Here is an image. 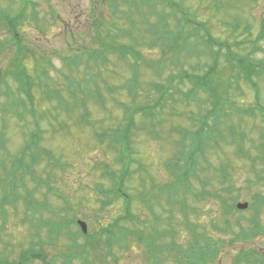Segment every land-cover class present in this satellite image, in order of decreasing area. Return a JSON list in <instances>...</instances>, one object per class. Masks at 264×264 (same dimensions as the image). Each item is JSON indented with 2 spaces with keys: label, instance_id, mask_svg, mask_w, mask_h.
<instances>
[{
  "label": "rangeland",
  "instance_id": "1",
  "mask_svg": "<svg viewBox=\"0 0 264 264\" xmlns=\"http://www.w3.org/2000/svg\"><path fill=\"white\" fill-rule=\"evenodd\" d=\"M132 1L112 0L114 3L112 6L117 9V12L114 13L113 8H110L108 2L104 0H35L36 6L34 9L29 7L24 21L18 26L25 36V43L34 52L33 54H26L22 58V64L31 71L39 63L45 65L44 58L46 56L52 58L50 59L51 66L53 65L57 69L50 68V83L53 87L61 88V91L64 89V95L70 100L71 98L66 90V82L60 73L61 70H65L61 56L73 51H81L85 47L95 48L98 46L96 30L93 26L95 18H101L100 16H102V22L107 21V24H109L114 21L119 28L127 27L128 25L122 17L130 12L131 9H128L127 2L131 5ZM135 1L137 5H140L133 8L135 12H141V8L146 10L143 15L148 16L151 24L159 20L157 15L150 13V10L153 9L150 1L145 0L146 3H141L142 0ZM176 1H179L191 13H194L193 15H196L198 19L210 22L213 35L220 36L221 39L229 38L226 27L221 24L222 22L239 21L243 23L242 30L245 25L251 24L252 35L246 34L243 36L252 39L258 35L260 22L264 18V0ZM93 2L96 3L97 9H93ZM20 8L21 0H0V13H8L10 17H13ZM33 12H35V18L38 20L34 21L32 19ZM138 15L136 13L133 15V20L139 22L133 30L135 36L139 39V50L148 59H157L163 56L161 47L154 49L153 45H150L153 34L141 26L142 18ZM9 36L6 22L4 20L0 21V42L9 38ZM230 40L234 41V38L228 39V41ZM9 41L10 43L6 41L3 46L5 50H0V83L5 69L12 66L11 61L16 50L11 37ZM261 44L264 47V40ZM192 57L185 58L189 62L191 61L189 65L192 66L197 63L210 64L211 62L208 54L200 56L193 54ZM253 57L255 62L264 61V50L256 52ZM186 63L187 61H184L186 69L191 70ZM92 65L95 67L94 64ZM80 68V73L76 72L74 76L79 80L89 76V71H92L93 74L98 71L95 68L86 70L85 65H81ZM102 70V82L105 81L110 86H114L115 89L110 91L109 88L106 89L101 85V92L106 98L105 108L96 104V100L89 102L90 120L95 122L94 127L89 126L88 123H76L79 119V111L72 116H68L62 109H55L57 105L55 101H53V104L38 101L41 96L38 89L36 91L38 116L35 118L38 123H35V119L30 114H24V119H16L14 110L10 106L12 95L8 96V93H16L17 84L11 78H8V84H0V133L4 132L3 139L6 140L5 148L0 146V159L10 168L13 157H8L9 152L15 156L25 144L26 135L24 132L38 129L40 130L38 133L41 134L39 148L42 149L41 153H43L39 161L33 166L31 173L23 174L18 171L16 183L20 196H16L18 200L15 201L14 205H6V208L9 206V219L5 225L0 217V251H5L8 244L12 245L9 247L11 259H17L22 253L21 250L27 248L30 242L35 240L32 233L36 230L31 227L29 222L24 223L22 221L25 217L24 197L27 191L33 195L32 197L36 201L43 203L45 207H51L55 211L65 208L66 204H72L69 214L85 220L91 231H95L103 225L109 226V223L123 213L120 202L113 203L108 207H103L101 202L103 196L98 192L97 184L104 183L108 185V181L103 177L105 171L103 163L108 164L111 170L116 171L121 169V165L116 152L107 148L108 139L104 143H100L96 133L111 131V129H116L124 124L126 108L129 106L128 104H131V96L123 88L132 76V71L126 62L120 61L116 56H111L110 64ZM164 70L161 75H158L155 69L141 66L140 82L141 86L147 91L140 89L141 87L139 88L140 95H138L136 102L138 105L144 104L146 101L154 103L159 96V93L151 87V83H163L169 75H177L181 72V68L179 69L174 64L165 67ZM200 70H204V67ZM220 72L221 69L218 70L217 74L214 73L212 78L217 81ZM230 77L228 74L221 83L217 81L219 86H225V80H229ZM259 77H254L258 85V100L248 81L240 78L237 82H234L235 79L232 77V88L229 92L230 101L232 103L236 101L238 106L246 109V113L245 115L235 113L231 115L227 112H231L232 108L228 105L225 106L226 115L230 116H222L225 114L221 112L219 114L220 129L225 139H220L219 143H216V138V142L211 141L206 148V152L198 159L200 166L196 171L198 177H190L192 190L190 193L193 194L188 197V203L190 204L187 217L188 223L195 224V228L201 231L205 237L215 240L211 244L219 249V256L214 262L220 264H235L241 248L246 251H254L256 255L264 257V207L258 213V220L250 222L254 214L252 211L235 212L228 217L224 213V210L227 209L217 202L218 199L210 196L214 193L225 195L223 192L224 184L221 182L222 168H226L225 171L229 173V175L226 173L227 180L234 184L235 190L232 195L236 198V200H233L235 204L242 202H252L254 204L256 197L259 198L258 195H264V179L257 180L258 175L264 176V158H260V154H262L261 145L264 144V121L262 120V118L264 119V77L260 79ZM177 83L178 80L175 84L177 85ZM237 85L239 91L235 89ZM91 86L96 85L92 84ZM181 88L184 91L188 90L187 86ZM145 92L149 93V96L144 101L142 93ZM173 98H178L179 101L175 103L174 100L170 99V103L168 102L154 110V119L150 117L144 121L141 120L143 114L137 115L138 126L132 136V148L134 158L143 161V166L140 167V170L135 163L131 166L133 175L128 182V186L132 188L136 200L134 208L136 220L133 224L127 222V226L130 228L140 226L147 234L149 232L154 233V227H150L152 217L153 215H160L159 228L165 230L173 225L178 234L175 240L182 245H187L193 240V234L185 228L187 220L180 210L181 205L180 203L174 205L171 212L173 213V219L170 222L168 219L171 214L168 212L170 207L167 205L160 207L166 201V194L160 189L174 180L169 167L173 161V156L181 149L178 142L182 139V134L174 128L180 130V127H184L195 130L197 118L207 116L208 112L211 111L210 109H212V103L200 102L198 98L196 100H186L182 94H174ZM220 98L223 99L224 97L221 96ZM202 99H206V94H203ZM258 102L260 107L257 104ZM20 109L23 111L22 107ZM41 114L42 116H40ZM228 125H233L235 128L237 135L234 138L227 129ZM239 134L244 136L240 146L241 138ZM185 145L186 152H189L191 141L188 140ZM6 149L9 150L8 153H6ZM48 150L54 154V161L60 160L59 166L49 164V162L54 161H49L50 158L46 154L49 153ZM186 158L188 159L189 156ZM26 159L29 160L30 158L26 157ZM4 174V170L0 167V177L4 178ZM3 178L0 179V200L3 196L2 186L7 182ZM201 181L205 184L203 185ZM250 181L253 183H250ZM202 189L207 192L206 196L197 198L195 193L202 192ZM58 193L63 194L66 204L58 196ZM155 195L161 204L158 205ZM143 201H149L154 206L153 210L145 205L143 206L142 204H145ZM230 201V198L226 197V205H231ZM235 204L233 209H236ZM38 214L46 220L56 218L47 208H43V214ZM61 214H64V212ZM226 218L231 220V224L229 223L228 226L231 229L233 228L232 233L235 237L226 232V225L224 224ZM237 218H239L240 223H238ZM35 221L37 220L35 219ZM214 224L218 226L217 229ZM259 227H261L262 233H259L258 236L249 233L254 229H259ZM72 230H76V226H73ZM41 235L43 238L47 237L46 228L42 229ZM154 236L157 237V243H159L158 236ZM161 240L163 244L171 239L166 236L165 239ZM127 243V245H123L126 248L122 249L120 246H115L111 251L101 244L99 249H104L101 253L102 255L104 252L102 257L109 256L107 261L110 264H116L114 261L116 257L119 264H151L153 256L144 243L141 244L135 239H130ZM70 244L71 241L63 233L58 240V244L46 245L43 253L46 259L53 261L55 256L63 252L66 245ZM107 252H111V254L107 255ZM173 253H176V251ZM173 253L170 254L165 250L164 254L160 255L164 259L163 264H178ZM95 256L96 254L92 255V257ZM28 264H44V262L38 259ZM75 264H82V261L78 260ZM94 264L99 263L95 262Z\"/></svg>",
  "mask_w": 264,
  "mask_h": 264
},
{
  "label": "trees",
  "instance_id": "2",
  "mask_svg": "<svg viewBox=\"0 0 264 264\" xmlns=\"http://www.w3.org/2000/svg\"><path fill=\"white\" fill-rule=\"evenodd\" d=\"M108 2L110 8L112 7L113 12H117L116 7L112 6L114 3L112 0H104ZM150 1V5L153 7L150 10L151 14L157 15L159 20L155 21L153 24L150 23L148 16H144L146 10L141 8V12H135L134 7H139L137 2L132 1L131 5L127 2L128 9L123 18V21L128 25L123 28L118 26L114 21L107 24V21L102 22L101 18H95L94 28L96 30V39L98 40V46L95 48L85 47L81 51H73L67 55H62L63 67L66 70H61L60 73L66 82V90L70 96V100L64 95V89L53 87L50 83V68L57 69L51 66L50 57L46 56L44 58L45 65L39 63L37 67L33 70H29L28 67L22 64V58L26 54H33V49L25 43V36L19 30L18 26L22 23L26 17V10L31 4L34 9V2L32 0H22L21 8L17 14L10 17L8 13H0V21H5L6 26L9 31V38L11 37L14 42L16 50L13 54V60L11 61L12 66L7 68L5 76L2 77L1 85L8 84V77H12L15 83L18 85L17 92L14 94H9L12 100L10 103L11 110L20 119L23 118L24 114H30L36 118L38 116L37 103H36V91H40L41 96L38 101L46 102L47 104H53L56 102L55 109H62L68 116L78 113V118L76 123L88 122L89 126L94 127L95 122L89 119L91 114L90 104L91 100H96V104L106 107V98H104L101 92L102 86L108 90L115 89L114 86L102 82V68H107L111 62V56H116L120 61L126 62L132 71V76L128 79L125 89L131 96V104L126 108L125 124L116 129H111V131H104L102 133H96L100 143H104L106 139L107 148L112 149L117 154V159L120 161L121 169L119 171L111 170L108 164L103 163L105 166V171L103 172V177L108 181V185L104 183L97 184L98 192L103 196L101 200L103 207H108L113 203H121L123 213L117 216L113 222L109 223V226H101L95 231H89L88 234H83L80 230H72L73 225L76 222L75 215H70L69 212L72 208V204H66L63 194L58 193L66 204V207L55 211L51 207H45L43 203L36 201L32 197L31 193L27 191L25 198V217H23V222H29L31 227L36 231L32 233L35 240L31 241V245L24 249L26 253L22 254L21 262H31L35 258L44 259V244L57 245L58 240L61 235L65 233L68 239L71 241L70 245H66V249L55 256L53 261H47L46 264H75L78 260L82 261V264H94L99 262L100 251L104 249H99L101 244L104 247H108L109 250L115 246H120L122 249L126 248L123 245H127L130 239H135L141 244L144 243L145 247L152 254L151 264H163V258L160 257L167 250L168 253L174 254L176 263L178 264H220L214 262L219 256V249L215 247L211 242V238L205 237L201 231H198L195 224L187 220L188 213L190 210V204L188 203L187 191L190 189V176L194 175L196 172L197 158L199 153L203 154L206 146H208L211 141H214L216 137H221L225 139L221 129H220V112L226 115L225 106L232 108L229 114H242L245 115L246 109H242L237 105V102L230 101L229 92H231L232 77L235 79L234 82L238 81L240 78L248 81L252 84L257 92L258 96V85L254 80V77L260 76L264 77V61L255 62L253 55L264 50L261 42L264 40V18L260 22V31L258 35L254 38H249L243 36L252 34L251 24H247L241 29L243 23L236 21L232 23L222 22L221 24L226 27L229 38L221 39L220 36H214L210 26V22L203 21L197 18L194 13H191L188 9L183 8L181 3L176 0H147ZM145 2L142 0L141 3ZM95 2H93V9L96 8ZM149 5V4H148ZM159 6H161L159 8ZM134 13L139 14L142 18L141 26L144 29H148L150 33L153 34V38L150 45H153L154 49L156 47H161V54L157 59L146 58L143 53L139 50V39L134 34V28L138 26V21L134 19ZM138 15V16H139ZM35 12L32 13V19L38 20ZM216 25V24H215ZM242 30V31H241ZM9 38L5 39L0 45V50H5V42L10 43ZM234 38V41H228V39ZM11 41V42H12ZM206 55L210 57V64H200L197 63L195 66L191 64L186 57L193 58L192 55ZM221 57V58H220ZM222 59V61H221ZM184 61L188 64L191 70L186 69L184 66ZM95 67H93V65ZM181 68V72L177 75H169L165 82H153L151 87L154 91L159 93L156 101L154 103H146L138 105L136 102L138 100L139 88L147 91L141 86L140 76H141V66L149 69H155L158 75H161L165 71V67L173 65ZM85 65L86 70H91L92 68L97 69V73L93 74L89 71V76L79 80L75 76V73H80V66ZM222 65V66H221ZM204 67V70H200ZM183 68V70H182ZM221 69L217 77V81L221 83L222 80L228 76H231L229 80H225V86H219L216 79H213V74H217L218 70ZM228 72V73H227ZM258 79V80H259ZM178 80L177 85L175 84ZM96 81L98 82L96 84ZM54 82V81H53ZM161 83V84H160ZM96 86L92 87L91 85ZM102 85V86H101ZM182 86H187L186 91L181 88ZM234 87V86H233ZM221 88V89H220ZM236 89V88H235ZM228 90V91H227ZM237 90V89H236ZM227 91V92H226ZM224 92V93H221ZM142 93L144 101L148 99L149 93ZM174 94H182L185 99L196 100L200 102H210L212 106L211 111L208 112L207 116L197 118V126L195 130L181 129L183 136L185 138L181 139V145L183 148L177 152L173 157V161L170 163L169 167L174 180H172L167 186L160 189V191L166 194L165 204L167 205L168 212H172L174 205L180 203L181 212L183 217L186 218L185 228L192 232L193 240L187 245H182L178 243L175 238L178 235L177 230L173 225L171 228L165 230L160 229L161 216L156 215L152 217V222L150 227H154V233H146L140 226L138 228L128 227V223L133 224L136 220L135 205L136 200L134 194L132 193V188L128 186V182L131 180L133 175V169L131 166L135 163L140 167L143 166V161L134 158V150L132 148V136L137 128V115H142L141 120H144L145 116H155L154 110L167 104L170 99L174 102H178L180 99L173 98ZM203 94H206V99L203 100ZM24 96V99H23ZM223 96L224 98H220ZM140 96L141 99H143ZM171 100V101H172ZM170 103V102H169ZM260 107L259 102L257 103ZM23 111H21V108ZM37 108V109H36ZM45 110V109H44ZM24 112V113H23ZM163 112V111H161ZM58 113V112H57ZM249 114V113H247ZM253 115V114H251ZM42 116V114L40 115ZM241 116V115H240ZM35 123L38 121L35 119ZM228 131L231 133L232 138L236 135V131L233 125L227 126ZM40 130H33L26 133L27 140L15 156L11 155L9 150L6 149V153L9 152L8 157H13L11 160L10 168L7 164L0 159V167L4 170L5 177H0L5 180V184L2 186L3 196L0 200V217L5 225L9 219V209L6 205H14L17 201L16 192L17 183L16 177L18 171L26 174L27 172H32L33 166L43 153L42 149L39 148V143L41 140V134L38 133ZM4 132L0 133V146L5 148L6 140L3 139ZM241 137V136H240ZM192 140V147L189 152L185 150V143L187 140ZM239 143V146L241 145ZM180 146V140L178 142ZM262 154L260 158H264V144L261 145ZM49 151V150H48ZM49 161H54V154L49 151L46 153ZM30 157L29 160L26 157ZM189 156L187 159L186 157ZM60 160H55L54 162H49L55 166H59ZM137 167V168H138ZM226 168L221 169L222 178L221 182L224 184L223 192L225 195L217 193L211 194L210 196L218 199L222 207H225L227 212H230L234 207L232 205H226V197L230 200H236L235 196L232 195L234 189V184L227 180ZM227 173V174H226ZM259 179H264V176L258 175ZM252 181H250L251 183ZM253 183V182H252ZM11 187V189H9ZM186 188L185 193L181 192L182 188ZM226 192V193H225ZM231 192V194H229ZM190 193V191H189ZM206 191L197 192V198H204L206 196ZM227 194H229L227 196ZM12 196V197H11ZM254 203V207L261 210L264 207V195H258ZM19 197V196H18ZM155 198L158 205L161 204L158 197ZM145 202V201H143ZM143 206L149 207L153 210L154 206L148 201ZM179 205V206H180ZM71 207V208H70ZM43 208H47L48 211L52 212L56 218L44 219L40 214H43ZM194 209V208H193ZM195 210V209H194ZM64 212V214H61ZM167 212V210H166ZM173 213L168 216L169 221H172ZM254 220H258V216L254 215ZM35 219L37 221H35ZM154 220V221H153ZM231 221V220H230ZM238 223H240L239 218H237ZM128 222V223H127ZM174 224V223H173ZM224 224H229V218L224 220ZM4 228L3 226H1ZM214 227H218L214 224ZM262 227V226H261ZM261 227L259 229H254L249 233L256 236L262 233ZM46 228L47 237L43 238L41 235L42 229ZM229 230L226 232L235 237L232 233V229L228 226ZM217 229V228H216ZM158 242L157 243V237ZM168 236L171 240L161 243V239H165ZM1 238V235H0ZM160 239V240H159ZM233 240V238H232ZM226 242V240H224ZM65 247V246H64ZM9 252V248L5 249ZM2 252L0 264H16L15 260H10L9 253ZM96 254L95 257L92 255ZM109 255L110 253L107 252ZM43 255V256H42ZM116 259V258H115ZM59 260H61L59 262ZM118 260V259H117ZM58 261V262H57ZM247 263V264H261L264 263V257L262 255L258 256L254 251H246L245 249H240L237 256V262L235 264ZM104 264H110L106 259H104ZM112 264V263H111Z\"/></svg>",
  "mask_w": 264,
  "mask_h": 264
},
{
  "label": "water",
  "instance_id": "3",
  "mask_svg": "<svg viewBox=\"0 0 264 264\" xmlns=\"http://www.w3.org/2000/svg\"><path fill=\"white\" fill-rule=\"evenodd\" d=\"M247 207H248V204L247 203H245V204L239 203L238 204V208H240V209H245ZM80 224H81L83 230L86 232L87 231V225H86V223L80 222Z\"/></svg>",
  "mask_w": 264,
  "mask_h": 264
}]
</instances>
